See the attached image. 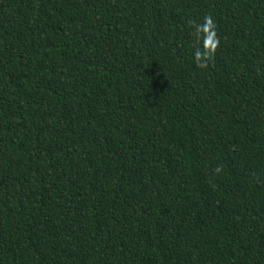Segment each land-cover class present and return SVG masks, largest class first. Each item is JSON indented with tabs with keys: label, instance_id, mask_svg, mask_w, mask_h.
Listing matches in <instances>:
<instances>
[{
	"label": "trees",
	"instance_id": "16d2710c",
	"mask_svg": "<svg viewBox=\"0 0 264 264\" xmlns=\"http://www.w3.org/2000/svg\"><path fill=\"white\" fill-rule=\"evenodd\" d=\"M0 264H264V0H0Z\"/></svg>",
	"mask_w": 264,
	"mask_h": 264
},
{
	"label": "clouds",
	"instance_id": "9594fccd",
	"mask_svg": "<svg viewBox=\"0 0 264 264\" xmlns=\"http://www.w3.org/2000/svg\"><path fill=\"white\" fill-rule=\"evenodd\" d=\"M205 29H208V28H210L211 27V20H210V18H208L207 20H206V24H205ZM199 56H200V53L198 52L197 53V57L199 58Z\"/></svg>",
	"mask_w": 264,
	"mask_h": 264
}]
</instances>
